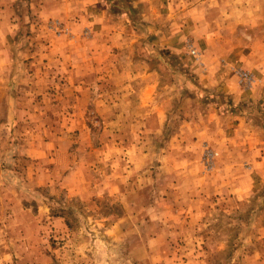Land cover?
Wrapping results in <instances>:
<instances>
[{
	"label": "rangeland",
	"instance_id": "rangeland-1",
	"mask_svg": "<svg viewBox=\"0 0 264 264\" xmlns=\"http://www.w3.org/2000/svg\"><path fill=\"white\" fill-rule=\"evenodd\" d=\"M136 1L0 0V264H264V0Z\"/></svg>",
	"mask_w": 264,
	"mask_h": 264
},
{
	"label": "crops",
	"instance_id": "crops-1",
	"mask_svg": "<svg viewBox=\"0 0 264 264\" xmlns=\"http://www.w3.org/2000/svg\"><path fill=\"white\" fill-rule=\"evenodd\" d=\"M153 0H137L136 1V3H138V5L142 8V7H144L145 6V3L146 2H152ZM98 37V36H97ZM102 40H104V42L105 43H107L108 42V38L107 37H105V36H103L102 35V39H100V41H102ZM91 41H94V40H91ZM137 73L138 74H140V75H142L143 77H145L144 79H143V77H142V82H140V84H141V88H142V92H141V94H140V100L142 101V102H140V104H144V103H146L147 101H146V97H147V93L148 92H150V91H153V90H155L156 89V85L157 84H155V81H151V80H153L154 79V73H153V71H152V69L150 68V69H147V68H145V69H143V68H140V71H137ZM150 79V80H149ZM15 87V85L14 84H11L10 85V88L8 89V90H10V92L11 93H13L14 91H13V88ZM154 92V91H153ZM152 102H149V104H151ZM157 103V102H156ZM157 106H158V103H157ZM16 123V120L14 119V116H10V115H8V117H7V123Z\"/></svg>",
	"mask_w": 264,
	"mask_h": 264
}]
</instances>
